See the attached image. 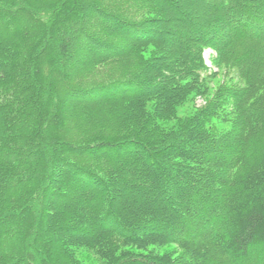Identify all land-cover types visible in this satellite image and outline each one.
Returning <instances> with one entry per match:
<instances>
[{
  "label": "trees",
  "instance_id": "trees-1",
  "mask_svg": "<svg viewBox=\"0 0 264 264\" xmlns=\"http://www.w3.org/2000/svg\"><path fill=\"white\" fill-rule=\"evenodd\" d=\"M78 249L264 264V0H0V264Z\"/></svg>",
  "mask_w": 264,
  "mask_h": 264
},
{
  "label": "rangeland",
  "instance_id": "rangeland-1",
  "mask_svg": "<svg viewBox=\"0 0 264 264\" xmlns=\"http://www.w3.org/2000/svg\"><path fill=\"white\" fill-rule=\"evenodd\" d=\"M213 56H215L214 51H212L210 49L205 51V61L210 66H212ZM99 70H100V77L103 78V76H107L110 74L111 71H113V67H112V65H110V66L106 65ZM214 71H216V70H214ZM222 79H223L222 76L221 77L219 76V77L213 79V81H212L213 86L214 87L218 86V84L222 81ZM197 104L200 105V104H203V102L198 101ZM171 248H174V247H170L169 249H171ZM75 257L77 260H80L86 264H103V261H101L99 257H97L95 254H93L92 252L87 251L85 249H78L76 251Z\"/></svg>",
  "mask_w": 264,
  "mask_h": 264
}]
</instances>
